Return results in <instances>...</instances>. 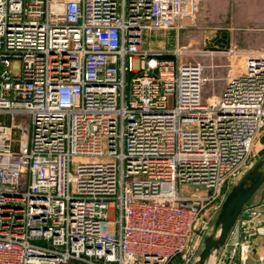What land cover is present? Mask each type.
I'll list each match as a JSON object with an SVG mask.
<instances>
[{
    "label": "built area",
    "instance_id": "built-area-1",
    "mask_svg": "<svg viewBox=\"0 0 264 264\" xmlns=\"http://www.w3.org/2000/svg\"><path fill=\"white\" fill-rule=\"evenodd\" d=\"M196 5L0 0V264L194 263L264 149V47L208 102L205 65L143 48ZM214 264H264V196Z\"/></svg>",
    "mask_w": 264,
    "mask_h": 264
},
{
    "label": "rangeland",
    "instance_id": "rangeland-1",
    "mask_svg": "<svg viewBox=\"0 0 264 264\" xmlns=\"http://www.w3.org/2000/svg\"><path fill=\"white\" fill-rule=\"evenodd\" d=\"M262 17H264V0H197L195 15L192 19H195V21H185L184 25L182 23V32L188 29H194L195 27L199 28V30L195 29L196 35H192V37L195 36L198 38L197 41L199 43L193 44L192 46L200 48L199 45L202 44V38H209L216 34V31L223 32L220 33V35H232L241 38H245L246 34H259L254 33L252 30L256 25L261 24L259 23V21H261ZM230 27H235L237 30L235 29L233 31L229 29ZM217 28L219 29L217 30ZM244 29H247V31L251 29V31L245 32ZM160 33V31H145L143 48L148 51H156L158 42H161L162 40L168 41L171 37L169 33L168 35L164 36H161ZM262 34L264 33H261L259 35ZM229 48H227V50ZM201 58L203 60H206L205 63L208 66V70L206 73L208 81L205 87V93L203 94V101L208 102V98H210L214 94V92L216 93V95H219L220 91L225 86L228 69L225 65L230 64V60L229 55L227 54L220 56L219 60H217L215 56H202ZM220 63L224 66H222V71L218 70L221 68H216V65H220ZM135 69H139V64L137 61H135ZM14 70L16 72L18 71V63H15ZM135 75L137 74H130L128 79H131V77ZM14 117L16 124L21 122L22 120L26 121V125L31 123V116L27 113L16 114ZM0 121L10 123L11 116L1 114ZM262 140L264 141L263 137ZM263 153L264 149L261 151V155ZM259 197L260 192L252 201L256 202Z\"/></svg>",
    "mask_w": 264,
    "mask_h": 264
},
{
    "label": "water",
    "instance_id": "water-1",
    "mask_svg": "<svg viewBox=\"0 0 264 264\" xmlns=\"http://www.w3.org/2000/svg\"><path fill=\"white\" fill-rule=\"evenodd\" d=\"M259 192V199L253 202ZM263 196L264 153L228 192L193 264H214L217 253L226 245L244 209L249 205H258Z\"/></svg>",
    "mask_w": 264,
    "mask_h": 264
},
{
    "label": "crops",
    "instance_id": "crops-1",
    "mask_svg": "<svg viewBox=\"0 0 264 264\" xmlns=\"http://www.w3.org/2000/svg\"><path fill=\"white\" fill-rule=\"evenodd\" d=\"M194 18V17H193ZM192 18V19H193ZM192 19H187L192 20ZM264 17L261 18V21H259V25H254V29L252 30L254 33H264ZM192 21H195L192 20ZM187 28V27H186ZM193 28V27H192ZM199 30V28L195 27L194 29H188L186 31L182 32V27L179 29H170L167 31H160V35H168V33L171 35L170 39L168 41L162 40L161 42H158V45L156 46V50H164V51H171L176 48H180L185 52L184 59L191 61V62H198L203 65H205V75L208 70V66L205 63L206 60H203L201 57H210V56H215L217 60H219L220 56L224 55L223 52L227 50L230 46H235L240 49H251V48H260L264 47V34L259 35H253V34H246L245 38L241 37H235V36H225V35H220L219 32L216 31V34L209 38H202L201 40V45H199L200 48H197L195 46H192L193 44H198L199 42L197 41L198 38L192 35H196V30ZM219 28H217L218 30ZM229 29L235 30V27H230ZM202 30V29H201ZM237 30V29H236ZM245 32H250V30L247 31V29H244ZM159 32V31H158ZM183 35V36H182ZM190 37V38H189ZM193 38V39H192ZM183 39V41H182ZM191 40V41H189ZM196 40V41H195ZM190 43H189V42ZM183 42V44H182ZM232 46V47H233ZM215 52V53H211ZM223 65L220 63V65H216V68H221L218 69L219 71L223 70Z\"/></svg>",
    "mask_w": 264,
    "mask_h": 264
}]
</instances>
